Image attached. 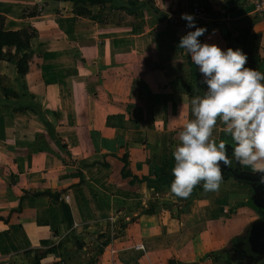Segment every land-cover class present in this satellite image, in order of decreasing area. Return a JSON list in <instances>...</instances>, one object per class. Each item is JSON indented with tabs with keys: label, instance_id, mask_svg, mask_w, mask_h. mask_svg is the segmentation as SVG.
<instances>
[{
	"label": "crops",
	"instance_id": "obj_1",
	"mask_svg": "<svg viewBox=\"0 0 264 264\" xmlns=\"http://www.w3.org/2000/svg\"><path fill=\"white\" fill-rule=\"evenodd\" d=\"M251 1L211 0L209 14H197L198 2L175 10L181 24L193 10L207 29L201 42L240 48L246 66L264 72V14ZM121 12L46 0L37 16L0 14L5 30L34 31L37 63L23 84L59 117L54 137L34 124L20 143L27 150L15 151L19 191L16 206L0 212V264H264L252 259L264 252V184L250 167H222L215 192L202 182L187 198L169 191L177 132L192 118L190 99L206 89L169 40L194 29L165 28L157 45L167 18L138 35L137 15L127 13L128 25ZM37 132L44 150L33 152Z\"/></svg>",
	"mask_w": 264,
	"mask_h": 264
},
{
	"label": "clouds",
	"instance_id": "obj_2",
	"mask_svg": "<svg viewBox=\"0 0 264 264\" xmlns=\"http://www.w3.org/2000/svg\"><path fill=\"white\" fill-rule=\"evenodd\" d=\"M181 19L194 30L182 35L177 47L188 54L206 89L190 99L192 118L177 132L170 193L187 198L201 182L205 192L217 191L222 167L233 160L264 184V72L246 66L240 48L201 42L207 29L196 26L193 14L182 13Z\"/></svg>",
	"mask_w": 264,
	"mask_h": 264
},
{
	"label": "rangeland",
	"instance_id": "obj_3",
	"mask_svg": "<svg viewBox=\"0 0 264 264\" xmlns=\"http://www.w3.org/2000/svg\"><path fill=\"white\" fill-rule=\"evenodd\" d=\"M46 2V0H0V14L8 13L9 15L14 16L16 14L17 17L21 16H37L40 14L42 3ZM51 1V0H50ZM144 2L149 1L150 6L153 8L152 10H140L134 15H137V20L139 19L140 23L137 27L138 35H141L153 27L155 23H158L157 20H160L159 14H165L167 19L165 23L160 24L158 29H160V34L164 32V29H171L175 30L178 27H182L181 20L176 13L177 7L181 6L184 1L188 3L190 8H193V2H198L196 9L197 14H209L212 9V2L211 0H143ZM254 0L251 1L253 3ZM34 3V4H33ZM50 5H55L54 2H50ZM24 7V9H23ZM188 7V8H189ZM195 8V7H194ZM22 9V11H21ZM50 8H46L48 10ZM201 9V10H200ZM232 7L227 6L226 11L230 12ZM45 10V14L47 11ZM156 10V14L153 17V11ZM222 10V6H219L216 9V12L220 13ZM129 14V13H128ZM191 14H194L193 10L191 9ZM129 15H133L130 13ZM118 16L121 20H124L126 24H132L131 18L127 19V12L119 13ZM157 19V20H156ZM21 25V23H17L11 25L10 22L6 25L7 28H17ZM31 29V28H30ZM166 30V29H165ZM189 30V29H188ZM129 30H121L120 34H128ZM178 31V30H175ZM187 29H185L184 34H186ZM166 37V36H165ZM163 39L161 34L159 42L157 45H160V40ZM180 38H176L174 36L173 39L169 40L170 44L173 45L175 48L177 47L178 41ZM200 41L201 38H198ZM47 40H42V42ZM165 41V40H164ZM34 42V41H33ZM42 44V43H41ZM44 50V49H43ZM3 59H0V99L8 98L13 99V95L15 93H19L21 91V84H23L24 80L20 77L16 70V62H18L22 56L23 52H16L14 49H10L9 47L3 48ZM33 55V56H32ZM37 48L33 43V51L28 57L27 66L28 68L34 67V63H37ZM43 57L45 60H48V54H44ZM21 66H23L22 62L20 61ZM27 68V70H28ZM25 79V78H24ZM24 85V84H23ZM95 88V87H94ZM37 102H40L43 107V113L46 115L47 119L53 124L55 127L58 123V119H55L52 115L48 114L46 111V105L43 101L39 98L36 99ZM73 122V120H72ZM70 123V126L73 127V123ZM67 121L62 120V124L60 126L67 127ZM37 124L39 125L38 129H43L45 133L48 134L47 128L42 125L37 117L29 110H22V111H13L7 107L0 108V212L3 209H7L11 203H14L16 206V202L13 197H17V191L19 188L16 185V178H15V151L19 149L20 151L24 149L25 151L28 148V144L25 146H20L21 141L25 138L26 130L29 129L32 125ZM77 125V124H76ZM79 127V126H78ZM62 146L66 147L62 144ZM65 155V152H63ZM65 157V156H64ZM63 157V158H64ZM66 160V158H64ZM80 244L79 241H77ZM259 253V252H258ZM264 256V252L258 255H253L252 259L255 257L260 258Z\"/></svg>",
	"mask_w": 264,
	"mask_h": 264
},
{
	"label": "trees",
	"instance_id": "obj_4",
	"mask_svg": "<svg viewBox=\"0 0 264 264\" xmlns=\"http://www.w3.org/2000/svg\"><path fill=\"white\" fill-rule=\"evenodd\" d=\"M74 1V0H70ZM89 4L105 5L106 3L111 4L115 9L123 10L127 13L135 14L140 10H152L149 1L143 0H85ZM4 17L0 15V59H3V48L4 47H15L18 52H23L22 58L16 62V70L20 77L27 71V61L30 55V40L34 36V31L30 28L21 30H5L3 27ZM20 61L23 66H21ZM0 107L11 108L13 111L29 110L35 116L39 118L42 124L47 128L49 136L54 137V126L47 119L43 113L42 105L36 101L35 96L28 92L27 88L21 84V91L13 95V99H0ZM48 114L52 115L55 119L58 118L56 112L46 108ZM31 151L39 152L44 150L43 138L40 132L36 133V140L31 145ZM35 264H38L36 262Z\"/></svg>",
	"mask_w": 264,
	"mask_h": 264
},
{
	"label": "built area",
	"instance_id": "obj_5",
	"mask_svg": "<svg viewBox=\"0 0 264 264\" xmlns=\"http://www.w3.org/2000/svg\"><path fill=\"white\" fill-rule=\"evenodd\" d=\"M252 11L254 13L264 14V0H254L252 3ZM142 248L141 246H138Z\"/></svg>",
	"mask_w": 264,
	"mask_h": 264
},
{
	"label": "water",
	"instance_id": "obj_6",
	"mask_svg": "<svg viewBox=\"0 0 264 264\" xmlns=\"http://www.w3.org/2000/svg\"><path fill=\"white\" fill-rule=\"evenodd\" d=\"M154 12H156V11H154ZM160 17H161L162 19H166V18H167V16L164 15V14H160Z\"/></svg>",
	"mask_w": 264,
	"mask_h": 264
}]
</instances>
